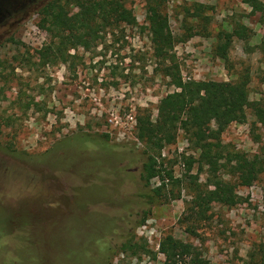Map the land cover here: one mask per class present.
I'll return each instance as SVG.
<instances>
[{
	"label": "rangeland",
	"instance_id": "1",
	"mask_svg": "<svg viewBox=\"0 0 264 264\" xmlns=\"http://www.w3.org/2000/svg\"><path fill=\"white\" fill-rule=\"evenodd\" d=\"M47 1L0 22V264H165L167 235L213 264H264V174L236 188L235 205L191 211L192 182L204 184L209 165L177 128L160 158L182 179L180 198L151 200L160 180L146 186L140 177L146 144L139 136L155 127L159 101L178 91L156 71L149 2H159L176 38L183 80L235 81L246 73L249 100L262 102L264 8L253 12L244 0H127L134 25L53 58L58 38L39 11ZM196 3L205 6L198 17ZM220 32L232 34L225 60L214 54ZM221 142L255 154L264 124L246 108ZM189 155L196 161L187 172Z\"/></svg>",
	"mask_w": 264,
	"mask_h": 264
},
{
	"label": "trees",
	"instance_id": "2",
	"mask_svg": "<svg viewBox=\"0 0 264 264\" xmlns=\"http://www.w3.org/2000/svg\"><path fill=\"white\" fill-rule=\"evenodd\" d=\"M127 0H48L40 8L42 25L48 26L57 43L51 50L53 58L63 57L69 48L81 45L90 47L106 31L114 32L120 24L134 25L135 18L126 7ZM253 12H261L264 4L260 0H244ZM77 12L70 14V7ZM205 6L194 4V16H200ZM148 30L153 44V56L158 60L159 72L169 78V84L178 89L163 97L157 106L158 115L155 127L141 132L145 140L146 158L140 177L146 186L152 178L158 177L160 184L150 189V199L173 200L180 198L182 179L174 175L173 169L164 168L161 150L175 140L177 128L187 135L189 142L198 151V160L209 165V174L202 185L194 183L191 187V211L207 212L210 205L218 203L233 206L238 202L237 187L252 185L264 174V144L257 153L226 150L221 142V134L232 121L234 115L250 108L257 122L264 124V102L250 101L248 98V74L238 76L235 81L183 80L173 53L176 38L171 34L167 19L159 11V2L147 5ZM214 54L221 59L228 58L232 34L220 32L216 36ZM264 50V45H263ZM56 52V53H55ZM64 61V60H62ZM140 125L142 119L139 118ZM194 156L183 157V165L190 172ZM227 176L228 178H226ZM196 180V176H193ZM212 188H208L209 186ZM145 217L141 220L142 223ZM165 255V264H213L203 251L189 242L179 240L172 235L161 241Z\"/></svg>",
	"mask_w": 264,
	"mask_h": 264
},
{
	"label": "flooded vegetation",
	"instance_id": "3",
	"mask_svg": "<svg viewBox=\"0 0 264 264\" xmlns=\"http://www.w3.org/2000/svg\"><path fill=\"white\" fill-rule=\"evenodd\" d=\"M36 0H0V22L22 12L27 4Z\"/></svg>",
	"mask_w": 264,
	"mask_h": 264
}]
</instances>
